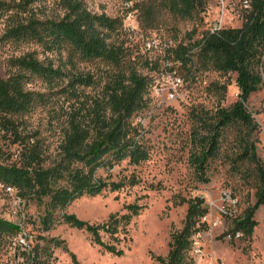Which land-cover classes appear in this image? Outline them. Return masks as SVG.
Returning <instances> with one entry per match:
<instances>
[{
    "label": "trees",
    "instance_id": "16d2710c",
    "mask_svg": "<svg viewBox=\"0 0 264 264\" xmlns=\"http://www.w3.org/2000/svg\"><path fill=\"white\" fill-rule=\"evenodd\" d=\"M37 1L0 3L14 11L0 41L34 42L43 53L42 58L36 51L11 57L7 75H0V138L6 147H0V184L11 187V193L20 201H34L42 207L41 230L48 231L62 222L86 230L103 250L121 253L116 245L120 241L119 228L124 232L142 205H125L127 212L112 213L101 223L80 220L67 212V207L83 195L118 191L124 181L110 179L113 166L122 160L137 164L147 159L144 132L133 118L146 108L152 77L167 60L179 62L187 83L201 69L236 74L239 92L233 103L196 112L188 161L197 181L208 182V168L223 153L227 131L232 130L229 158L233 167L246 163L251 166L248 172L254 176L256 191L254 203L240 215L230 217L232 228L224 233L232 238L239 232L250 238L257 224L253 215L264 205V161L256 151L258 125L245 102L264 84V0H248L239 27L214 29L207 27L203 19L209 0H148L140 6L145 26L151 27L162 11L193 23L186 41L180 39L152 55L142 54L137 45L125 42L120 18L94 13L83 0H59L62 13L42 17L27 9ZM22 13L26 15L20 16ZM62 51L68 53L65 61L71 63L70 67L65 61L55 64L49 56ZM74 56L104 61L110 67L98 89L91 73L73 70ZM138 67L147 72L142 73ZM35 78L46 86L44 90L28 87ZM211 85L222 98L226 85ZM88 87L92 88L89 93L84 90ZM53 96L58 105L49 112L47 130L56 137L51 148L46 136L25 125L24 116L38 105L52 103ZM181 202L187 204L182 225L171 231L167 254L154 257L159 264H188L191 260L192 237L199 231L207 207L200 196ZM20 231V224L0 218V246L12 243ZM101 231L115 243L103 241ZM19 246L22 264H53L54 248L67 250L64 240L58 237L38 236L35 243L16 245L17 250ZM68 252L72 264H80L74 253Z\"/></svg>",
    "mask_w": 264,
    "mask_h": 264
},
{
    "label": "rangeland",
    "instance_id": "374dc122",
    "mask_svg": "<svg viewBox=\"0 0 264 264\" xmlns=\"http://www.w3.org/2000/svg\"><path fill=\"white\" fill-rule=\"evenodd\" d=\"M87 8L94 13H104L109 17H118L124 33L122 37L129 46L139 47L146 39L154 38L161 48L177 43L180 39L186 41L192 28V21L179 20L167 12H160L150 26L141 22L140 6L148 0H83ZM18 0H1L0 3H17ZM248 7V0H209L203 19L207 27H239L242 24V13ZM29 11L39 17L62 13L59 0H39L31 4ZM13 9L0 5V37L4 34ZM26 13L20 14L24 16ZM160 49V47H159ZM29 51H36L39 58L43 57L41 48L34 42H1L0 41V75L6 76L7 63L11 57H17ZM156 51H150L152 55ZM68 53H51L55 64L65 61ZM66 65L70 67L71 63ZM73 70L89 72L95 79V89H98L110 71V67L100 60H81L73 58ZM146 73L145 68L138 67ZM184 75L183 68H178ZM155 76V74H154ZM184 77V76H183ZM235 73L221 74L213 70L201 69L187 83L184 94L175 100H166L164 96H152L151 90L146 108L134 118L144 132V143L148 149L147 159L130 164L127 160L115 164L110 170L111 180H122L124 186L118 191H104L98 195H83L73 200L67 207V212L90 223H101L112 213H125V205L137 203L143 208L133 215L123 229L119 228L121 248L118 255L103 250L91 240L90 234L84 230L59 222L43 231L39 225V214L42 207L34 201H20L13 193L0 184V218L18 223L21 231L12 243L0 246V264H22L20 255L22 247L19 235L24 236V243H35L38 236L58 237L63 239L67 250L61 246L55 247L53 264H72L69 252L74 253L80 264H159L155 256H165L168 251L170 233L180 228L184 219L187 204L181 202L200 196L209 212V221L199 224L200 236L196 241L201 245L203 254L194 258L195 264H264V205H260L253 218L257 221L250 238L240 235L225 236V231L232 228L230 217L241 214L243 209L255 201L256 191L254 176L248 170L246 163L233 167L229 158L232 146V130L227 131L223 143V153L217 157L208 168L209 181L200 183L188 161L190 149V131L195 123L196 112L214 109L218 104L229 106L238 97L235 84ZM213 82L224 83V96L216 93ZM31 89L44 90L46 86L38 79L28 84ZM92 87V86H91ZM84 89L87 93L92 88ZM54 101L45 106L38 105L24 116L25 125L32 130H39L42 136L54 146L55 135L47 130L49 112L57 107ZM245 106L257 123L256 151L264 161V84L255 92L249 94ZM51 134H50V133ZM1 135V134H0ZM0 147L5 150V143L0 138ZM239 166V167H238ZM103 175L106 172L100 170ZM223 193H228L236 204L221 203ZM223 207L227 213L220 212ZM219 219L216 225L212 221ZM121 227V226H120ZM103 241L115 243L109 235L100 232ZM195 235V234H194ZM231 239V240H230ZM24 244V245H25ZM18 251V252H17Z\"/></svg>",
    "mask_w": 264,
    "mask_h": 264
},
{
    "label": "built area",
    "instance_id": "2783aa9c",
    "mask_svg": "<svg viewBox=\"0 0 264 264\" xmlns=\"http://www.w3.org/2000/svg\"><path fill=\"white\" fill-rule=\"evenodd\" d=\"M217 28L210 27V29ZM160 47V49H159ZM165 48V46L163 47ZM163 48H161L160 43L154 39H146L143 41L141 45H139L138 50L142 54H148L150 51H156V53H160ZM179 62H173V61H164L160 67V69L157 71L155 76L152 77V81L150 84V90L152 93V96H164L166 100H175L179 96L184 94L185 89L187 88V81L185 78L179 74L178 68H179ZM6 190L9 192H12L11 187H6ZM227 202L228 204H236L235 199H233L228 193H223V196H221V203ZM220 212L223 213V215L230 214L227 213L223 209V207H220ZM209 221V212H206L201 217V222H208ZM219 222V219H215L212 221L213 225H216ZM241 233L237 232L236 235H240ZM235 235V236H236ZM24 234L19 235V242L21 245H24ZM200 236L199 232L195 233L192 237V245L190 250L191 260L188 264H195L194 258L201 257L203 254L201 245L196 241V239ZM230 237V235H227Z\"/></svg>",
    "mask_w": 264,
    "mask_h": 264
}]
</instances>
